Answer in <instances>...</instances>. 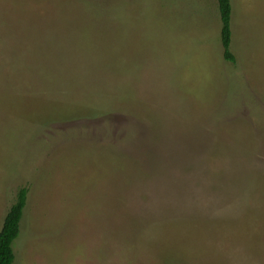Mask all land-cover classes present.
Returning a JSON list of instances; mask_svg holds the SVG:
<instances>
[{
	"label": "rangeland",
	"instance_id": "obj_1",
	"mask_svg": "<svg viewBox=\"0 0 264 264\" xmlns=\"http://www.w3.org/2000/svg\"><path fill=\"white\" fill-rule=\"evenodd\" d=\"M0 0L12 264H264V0Z\"/></svg>",
	"mask_w": 264,
	"mask_h": 264
},
{
	"label": "trees",
	"instance_id": "obj_2",
	"mask_svg": "<svg viewBox=\"0 0 264 264\" xmlns=\"http://www.w3.org/2000/svg\"><path fill=\"white\" fill-rule=\"evenodd\" d=\"M220 21V43L222 57L231 63L235 57L230 50L231 44V2L230 0H216ZM27 188L20 187L17 190L14 202L5 213L0 227V264H12L14 261L13 243L20 229L23 211L26 202Z\"/></svg>",
	"mask_w": 264,
	"mask_h": 264
}]
</instances>
